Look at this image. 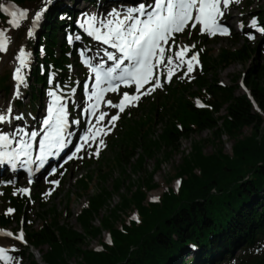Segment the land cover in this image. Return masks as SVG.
I'll return each mask as SVG.
<instances>
[{
	"label": "trees",
	"instance_id": "1",
	"mask_svg": "<svg viewBox=\"0 0 264 264\" xmlns=\"http://www.w3.org/2000/svg\"><path fill=\"white\" fill-rule=\"evenodd\" d=\"M13 1L21 6L32 0ZM80 1L94 3V0ZM37 6L42 7L41 18L44 19V32L39 36L44 50L34 51L35 43L31 50L45 67L59 74L55 76L62 85L68 82L65 75L68 59L64 53L74 54L75 50L62 44L57 57L53 50L57 45L55 35L66 29L73 34L77 32L69 19L70 15L74 19V9L61 0H53L47 8L44 0H38ZM263 18L259 16L258 20L262 22ZM7 26L6 17L0 13V31ZM24 29L18 30L20 35ZM235 36L232 35L230 40ZM185 37L199 43L196 48L199 68L189 79L176 78L168 85L162 84L159 104L143 99L137 109L128 111L131 112L129 116L125 113L120 118L122 125L108 139L109 146L122 145L123 151L114 158L119 173L112 178L109 188L102 185L112 177L111 171L99 175L101 184L76 217L82 232L60 224L54 205L46 207L41 197L32 196L40 210L39 215L45 220L37 231L26 226L27 246L17 256L27 254L31 258L28 264H38L33 261L29 249L39 251L47 247L46 253L42 254L43 264H71L75 260L80 264H220L223 260L224 264H264V63L248 69L243 76L255 109L246 95L235 94L234 85H220L217 75L220 69L232 63L245 64L255 50L248 52L242 47L231 52L222 49L212 58L205 47V36L194 31L187 32ZM81 42L87 44L83 37ZM42 74L39 69L32 74L35 84H45ZM9 80L8 71L0 76V90L8 88ZM237 80L233 78V83ZM31 91L34 93L27 105L34 114L40 100L36 95L40 90L31 87ZM193 98L203 107L194 106ZM222 111L225 114L220 115ZM137 112L142 114L138 119ZM151 125L162 127V132L152 140ZM245 127L251 129V135L240 139ZM204 130L210 131L211 139L192 143L186 155L179 151L182 139L187 140ZM224 135L234 141L230 155L222 150ZM205 143L213 145L215 152L204 154ZM137 150L139 156L134 154ZM176 152L183 155L174 175L181 180L179 188L175 191L167 187L157 202L145 203L147 193L157 188L153 176L163 162V159L155 160V156L161 153L167 160ZM146 159L155 160L153 171L147 174L143 169ZM128 167L144 176L133 181ZM89 181V176L81 175L76 185L83 192ZM166 182L170 183L171 177ZM121 190L126 191L125 196L117 205L109 207L112 193ZM5 200L14 208V214L6 218L0 215L1 226L18 222L26 214L28 202L19 194L11 193ZM106 206V216H102L95 226V217ZM131 210L136 213V219L124 222L117 229L114 225L120 220L121 213ZM104 230L109 234L110 243L102 242L99 251L84 249L86 240L100 238ZM237 251L240 254L236 260H229L235 259Z\"/></svg>",
	"mask_w": 264,
	"mask_h": 264
},
{
	"label": "rangeland",
	"instance_id": "2",
	"mask_svg": "<svg viewBox=\"0 0 264 264\" xmlns=\"http://www.w3.org/2000/svg\"><path fill=\"white\" fill-rule=\"evenodd\" d=\"M65 1L66 4L69 6L70 2V8L71 6L78 8L80 12H86L89 15H95L96 17H105L107 19V16L110 14V12H124L125 9H130L131 5L128 4H122V6L125 8H121V3H118L116 6L117 8H114L110 6H106L107 0H94V5H90L86 1H78V0H62ZM100 1H103L99 4ZM115 0H113L114 2ZM129 1H135V0H129ZM151 2L154 0H150ZM107 4H110V1H107ZM120 2V0H118ZM0 4H5L6 6H12L14 9L19 10H27L28 16L26 18H23L20 22L19 28H12L8 25L7 21L10 17L5 15L2 11L0 13L7 16L6 23L8 25L7 28L2 30L5 33L7 44H6V52L0 53V76L5 73L9 72L11 70L12 75L10 77L8 88L5 90H0V114L5 115V119L9 118V122H5V124L0 122V131L3 128L5 134L8 132H11V134H15L18 132V130H22V133H31L32 131H35L36 129L40 128L41 122H38L37 117L41 116V114L44 112V108L48 107L49 103L52 102V97L48 95L49 92H55L57 96H59L61 99H71V102H76L77 98L75 96V90H77V83H80L83 79L86 77V73L84 70L81 71L80 67L77 66L76 62L79 61L78 54H69L68 55V71L66 72V75L69 77V84L67 85V88L62 90L59 87V78L53 75V73L56 74V72L51 69L44 66L45 69V75H47V82L48 87L47 90H45V93L48 95L46 96L45 93H43L44 99H40L38 101V106L36 107L35 113L36 116L31 117L29 106L26 105L28 103L29 99V90L26 89V84L31 82L29 80L28 75L30 74V70L34 65L30 64L32 58L31 54L29 52V47L31 46L32 42L36 39L37 36L41 35L43 33V30L41 29V23L38 21L34 23L35 21V14L40 10L41 7L38 5L37 1H28L25 5H19L13 1V0H0ZM99 4V5H98ZM102 6L104 8L102 9ZM124 9V10H123ZM123 10V11H122ZM224 11V15L219 18L218 22L221 24H225L224 26H227L229 29V34H226L225 36H216L211 37L207 36L205 38V47L208 48L210 57L215 58L219 54V52L222 49H226L229 51H235L237 49H240L244 47L246 51L255 50V54H252L250 56V59L245 63H232L230 65L225 66L223 69H220L218 71V79L219 83L226 86L234 85L236 87L235 94L236 95H245L247 94V90L243 87V76L246 74V71L253 66L259 67L261 64L264 63V32L260 31V29H264V18L261 22L258 20L256 21V18L259 16L264 17V0H231L230 6L227 9H222ZM121 14V13H120ZM111 18V17H110ZM84 20V18H80L79 15H77L76 21L79 22L81 20ZM256 21V26H252V21ZM243 25V27L240 26ZM26 27L25 31L20 35V32L18 30H23ZM191 29L190 25L189 27L183 32L177 35V37L173 41H170L169 44L172 45V51L167 50L166 46V52H165V63L160 66V78L161 83L168 85V79L167 74L169 68L173 69L174 75L172 76L173 79H178L185 76L184 79H189L191 76V73H187V63L186 61L191 58L192 55H196L195 51L198 47V42L194 43L191 41L188 37H185V34L187 32H194L196 29ZM31 32V35H28V33ZM39 34V35H38ZM236 35L234 40H230V37L232 35ZM249 36L254 37L253 39H249ZM56 37V43L55 47L53 48L55 55L58 57L60 55L61 44L59 43L62 39V33H57L55 35ZM59 43V44H58ZM78 46L82 48V45L78 42ZM194 46V47H193ZM182 48L187 49L184 55V62H180L178 60H175V63L180 64L179 67H174L173 65H168L166 62V58L169 55H173L176 51H180ZM194 48V49H193ZM89 49V48H88ZM23 50L24 53L27 56V66L21 69V74L23 75L24 83L18 84L15 80V70L16 68L20 67V61L17 59L20 55V51ZM43 52V50H42ZM79 53V52H78ZM42 56L40 57V59ZM40 64H42L40 62ZM199 66L198 62L193 61V68L196 69ZM194 71V70H193ZM84 72V73H81ZM158 73V72H157ZM185 75H182V74ZM177 74V75H175ZM59 75V74H56ZM157 78V77H155ZM233 78H236V82L233 83ZM164 79V80H163ZM55 84H53V82ZM72 82L74 84H72ZM37 88H39V84H35ZM61 86V85H60ZM152 84L150 83L147 88L144 90L151 88ZM163 87H160L154 91H152L149 95H141V99L139 101L134 102L130 107L124 112L128 113V111L132 109H137L138 105L141 103L143 99H149V101H153L155 104H159L161 100L160 93H162ZM17 89H18V96H17ZM143 90V91H144ZM142 91V92H143ZM192 91V90H191ZM34 93V91H32ZM116 94L112 93L109 98H114ZM159 95V96H158ZM37 96V95H36ZM40 96V98H43ZM122 94L117 93V96L115 97V101L121 99ZM21 99V101L19 100ZM194 102V106H199V100L192 99ZM20 102L18 105L14 106V103ZM40 103L43 105V108L38 110V107ZM26 105V106H25ZM147 106V105H146ZM11 109V112H8V109ZM84 109V108H83ZM27 110V111H25ZM103 112L109 113V116L106 117L104 122L99 127H104L108 125L109 119L111 115H117L114 110L108 108L104 109ZM34 113V114H35ZM76 111L75 109L72 111V114L75 115ZM33 114V113H32ZM131 114V112L128 113V116ZM225 114V111H222L220 115ZM77 116V114H76ZM139 116H142L140 112L136 113V119H138ZM16 117H21L20 119H17ZM120 117V115H119ZM78 120V119H77ZM79 120L81 121V118L79 116ZM76 121V120H75ZM38 122V124H37ZM121 119L119 118L115 122V127H112L107 135H101V138L104 140L103 145H99L98 141L96 140L95 143L89 144L80 154V156L74 160L68 163L60 172H58L53 177H48V179H54L55 181H59V184L57 186H49V180L47 181H39L37 183L30 184L25 182L23 184L15 183L13 186V182L11 181L10 185L5 188H1L0 192V215H2L4 218L6 216H12L14 214V208L10 205H7V200H5V196L8 194L15 195L19 192V189L21 188H30L31 198H28V202L26 204V214L24 216H21L18 220V222H11L8 226H1L0 225V247H4L6 249H9V251L5 252V257H11V260H0V264H13V263H22V264H28V262L31 260V258L27 257V254L21 256H17L16 254L20 251H23V248L26 247L25 242H21L19 240H16L14 237L16 235H19L20 232L24 233V230L26 226H30V229L37 231L44 223L43 219L44 217L40 216V210H38L37 202L32 198L34 197H41L42 201H44L46 207H49L51 205H54L55 208V216L58 217L59 223H64L67 225V227L76 230L77 232H82L80 229L78 223L76 222V217L80 214L81 210L85 208L87 204V200L89 197L93 195V193L98 189L99 185L101 184V180L99 178V175L102 173H107L108 171H111L112 177L108 179L107 181H104L105 183L102 185L103 187L109 188L111 185L112 178L116 177L119 173L118 171V165L115 162V155L117 153H121L122 145L118 143L117 146H109L108 139L110 137H113L114 134L117 132V130L122 125L123 121L121 122ZM83 124V122H81ZM37 125V126H36ZM78 126L79 124H76ZM157 125V124H156ZM151 125L152 127V133H151V140L155 135H159L162 131V127ZM36 127V128H35ZM27 128H33L27 130ZM82 130V129H81ZM119 132H121L119 130ZM251 129L250 128H243L241 130V133L239 135V138L248 137L251 135ZM16 135V134H15ZM20 137V135H18ZM211 139V133L210 131H200L197 133L192 134L189 139H182L180 141V150L184 153V155L187 154V152L190 150L191 144L200 140H206ZM223 147L222 150L224 153L231 154V148L234 144V141L231 139H228L227 136H223L222 138ZM215 143V142H214ZM99 147L100 151L98 155H94V152L96 151V148ZM204 150L203 153L206 155H210L215 152V149L213 145L210 143H205L203 146ZM134 154L140 155V152L137 150ZM182 154L181 152L172 153L167 160H164V157L161 155V153H158L155 156L156 159H163L162 163L159 165V168L155 171L153 180L154 183L157 185V188L148 192L146 196V202H155L158 200L160 195H162L163 192L166 191L167 187H172V189H175L177 185V179L174 177L176 173V167L181 164L182 162ZM136 157V156H135ZM137 157L134 159V162H136ZM155 160L154 159H146L143 169L146 170V174L153 171V168L155 167ZM85 161H88L86 165H84ZM127 172L131 174V179L133 181H137V179H141L144 174H137L132 171V168L130 169L128 167ZM81 175H87L90 177V181L88 183V188L86 191H81L79 187L76 185V180ZM110 175V174H109ZM171 177V182H166L167 179ZM136 185L134 184V187ZM6 189V190H5ZM5 190V191H4ZM20 193V192H19ZM126 191L121 190L119 193H112L111 200L108 202L109 207H113L117 205L120 202V198L122 196H125ZM106 208H103L100 213L95 217L94 224L95 226H98V220L102 216H106ZM11 209L13 211L9 212L8 210ZM137 217L134 210L131 211H125L121 213L120 220L115 223V227L119 229L124 222H129L131 219H135ZM46 220L49 222V217H45ZM9 219V218H7ZM12 221V220H11ZM28 229V231L30 230ZM11 232L14 234V239L1 235L3 233ZM110 243V238L108 233L104 230L102 232V236L100 238H94V239H88L86 240V247L84 249L99 251L101 250V244L102 242H108ZM12 249H15L14 251ZM47 247H42L39 251L31 248L29 249V252L32 253V259L33 261H36L38 264L42 263V254L46 253ZM15 254V256H12L11 254ZM240 254L239 251L236 252L235 259H229V260H236L237 256ZM78 261V260H77ZM77 261H72L71 264H80L77 263ZM225 260L221 261L220 264H224Z\"/></svg>",
	"mask_w": 264,
	"mask_h": 264
},
{
	"label": "snow or ice",
	"instance_id": "3",
	"mask_svg": "<svg viewBox=\"0 0 264 264\" xmlns=\"http://www.w3.org/2000/svg\"><path fill=\"white\" fill-rule=\"evenodd\" d=\"M231 0H154V3L145 5L141 3L137 8L129 9L126 14L111 13L109 19L97 21V17L90 16L85 23L87 24L88 36L93 37L96 41L107 45L114 51H108L107 48L102 50L99 63L91 66V72L94 74L95 88L91 90L88 99H95L96 103L92 104L87 111L95 115L99 110V105L107 92L116 93L121 85L126 88L134 86L135 94H129L125 91L122 94V99L114 103L106 101L107 105L113 109H119V113H123L127 106L126 102H135L141 99V95H149L152 91L162 87L159 78H154V69L165 63L166 46L168 51H172V45L169 41L174 42V34L183 33L189 25L191 29H196L197 25H201V33L209 35L229 34V29L222 26L218 20L224 15L222 9H227L230 6ZM238 2V0H236ZM44 3H50V0H44ZM0 11L6 13L10 19L7 23L13 28H19L23 18L28 16L27 10L14 9L12 6L0 4ZM41 19V12L35 14L34 23ZM252 26H256V21H252ZM84 28V24L80 25ZM243 27V25H241ZM264 32V29H260ZM32 33L29 32L28 35ZM254 37L249 36V39ZM79 40L80 37L76 36ZM73 40L72 36L68 37V41ZM7 39L5 33L0 31V53L6 52ZM194 47V46H193ZM187 49L182 48L176 51L173 55L166 58L168 65L179 67L180 64L175 63V60L184 62V55ZM83 56L84 54L81 53ZM175 57V60H174ZM106 58V60H105ZM20 67L15 70V80L18 84L24 83V77L21 74V69L27 66V56L23 50L20 51L19 57ZM193 61L198 62V56L192 55L187 63V73H191ZM107 62H112L111 66L106 67ZM83 63L89 65L90 61L84 59ZM174 75L173 69L169 68L167 79L170 81ZM152 84L142 92L146 84ZM87 89V86H85ZM17 89V96H18ZM52 97V103L47 108V118L43 120L42 131L43 138L39 140V155L35 159L31 156L33 142L36 141L37 131L31 133H22L18 130L17 135L21 138L17 141V146L13 147V139L9 135L0 134V165L10 166L15 170L17 165L28 166L27 171L31 173L33 169L31 165L35 164L36 171L43 169L49 157L59 156V154L67 147L70 142L71 133L68 132V116L61 98L55 92H49ZM203 107V105H199ZM11 112L9 108L7 110ZM109 113L100 112L98 119L93 127L87 129V132L81 138V143L76 146L75 152L68 155L65 163L77 158V154L84 150L85 145L95 143L97 134L107 135L112 127H115V122L120 118L119 114L111 115L108 125L99 127L105 117ZM20 119L21 117H16ZM5 121V115L0 114V122ZM73 123L79 124L76 120ZM95 128V131H93ZM23 136L29 137L24 139ZM99 145L104 144L103 139H99ZM99 147L96 148L94 155L99 154ZM55 169H52L55 174ZM29 184L32 180L29 179ZM49 183L59 184V181H49ZM20 193L30 194L29 189L21 188ZM9 212L13 211L11 209ZM7 236L13 237L11 232L6 233ZM15 239L25 242L23 232L14 237ZM13 251L15 249H12ZM9 251L4 247H0V260H11V257H5V252Z\"/></svg>",
	"mask_w": 264,
	"mask_h": 264
},
{
	"label": "bare ground",
	"instance_id": "4",
	"mask_svg": "<svg viewBox=\"0 0 264 264\" xmlns=\"http://www.w3.org/2000/svg\"><path fill=\"white\" fill-rule=\"evenodd\" d=\"M150 1V0H149ZM139 2H142V0H135V1H127V2H124V3H122V4H125V6H126V4H128L129 6L131 5V8L130 9H133V7H135ZM91 5V4H90ZM147 6V5H146ZM71 8L72 9H74L72 12H73V17L74 18H77V15H79L80 16V18H84V20H87L90 16H95V15H89L88 13H86V12H80L79 10H78V8H75V7H73V6H71ZM104 8V6H102V9ZM124 8V7H123ZM125 9V8H124ZM123 9V10H124ZM75 10H77V12L75 13ZM122 10V11H123ZM129 10V9H128ZM128 10L127 9H125L124 10V12L122 13V12H119V14L121 13V18L123 17V14H126L127 12H128ZM112 13H117V12H112ZM110 14H111V12H110ZM110 14L107 16V19H109L110 18ZM96 17V16H95ZM107 19H105V17H97V21H101V20H107ZM75 20V22H77L76 21V19H74ZM16 83H17V81L16 80H14ZM109 92H107V93H105L104 94V96H106L107 94H108ZM41 96V95H40ZM44 95H42V97H43ZM70 100V99H69ZM96 103V101H95V99H94V103L93 104H95ZM103 103V102H102ZM51 104V103H50ZM49 104V105H50ZM27 105V104H26ZM92 105V101H88L87 103H86V106L87 107H89V106H91ZM100 112H103V107H102V104L100 103V105H99V110L96 112V114L95 115H92L91 116V118L89 119V123H88V125H87V127H86V129L84 130V134L87 132V129L88 128H90V127H93V125H95V122H96V120L98 119V117H99V114H100ZM45 115V114H44ZM43 114L39 117H37V119H38V122L40 121L41 122V120L43 119V116H44ZM47 117V116H46ZM9 118H6L5 119V121L4 122H2V124L4 123L5 124V122H9V120H8ZM105 119H106V117H105ZM38 122H37V124H38ZM37 126V125H36ZM100 126V125H99ZM29 129H33V128H27V130H29ZM35 131H37V132H39L40 133V135H38V137H40V138H43V131H42V129H37V130H35ZM93 131H95V128H93ZM4 132H6V131H4V129L2 128L1 129V131H0V134H2V135H4L5 133ZM6 134H11V132H8V133H6ZM21 135H22V133H21ZM21 135H20V138H21ZM20 138H18V139H20ZM23 138L24 139H29V137H27V136H23Z\"/></svg>",
	"mask_w": 264,
	"mask_h": 264
}]
</instances>
